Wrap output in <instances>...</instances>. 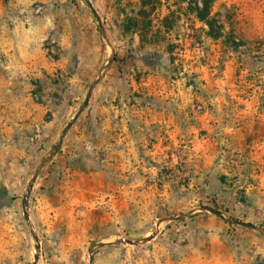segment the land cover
Listing matches in <instances>:
<instances>
[{
	"label": "rangeland",
	"instance_id": "1",
	"mask_svg": "<svg viewBox=\"0 0 264 264\" xmlns=\"http://www.w3.org/2000/svg\"><path fill=\"white\" fill-rule=\"evenodd\" d=\"M88 1L107 43L85 0H0V264L31 231L38 264H264L259 232L181 218L264 231V0H214L217 40L191 0Z\"/></svg>",
	"mask_w": 264,
	"mask_h": 264
},
{
	"label": "water",
	"instance_id": "2",
	"mask_svg": "<svg viewBox=\"0 0 264 264\" xmlns=\"http://www.w3.org/2000/svg\"><path fill=\"white\" fill-rule=\"evenodd\" d=\"M85 2L88 5V7L90 8V10L93 13V15L95 16V18L100 23V28H101V31H102V34H103V38H104L105 42L107 43V39L104 36L103 27L101 25V21H100V18L98 16L97 12L95 11V9L93 8L92 4L88 0H85ZM97 82H98V77L95 78L93 80V82L90 84V86H89V88H88V90L86 92V95L84 97L82 105L80 106V108L76 112V114L73 116V118L69 122H67L66 126L64 127V129H63V131H62V133L60 135L58 143L50 150V152L45 156V158L42 160V162L37 166L36 170L33 172L32 177H31L30 181L27 184L26 192H25V194L23 196V199H22L23 217H24V220H26L27 222L29 221L28 199H29L30 193H31V191L33 189V185H34V183L36 181L37 175L43 169V167L47 164V162L51 159V157L57 152V150L59 149L60 145L62 144V141H63L64 137L66 136L67 132L70 130V128L77 121L79 116L83 113L85 108L88 106L89 101H90L91 96H92V93H93V90H94ZM194 212H197V213H208V214H211V215H213V216H215V217H217V218H219V219H221V220H223L225 222H228L230 224L241 226V227H244V228H250V229H252L254 231H257L260 234L264 235V231L261 230L259 227L255 226V225H253L251 223H248V222H243V221L237 220L235 218L225 216L221 212H219V211H217V210H215V209H213L211 207H207V206H202V207H199V208H197V209H195L193 211L187 212V213L183 214L181 216V218H183L185 216H188V215H190V214H192ZM175 219L177 220L179 218H175ZM31 235H32L33 239L35 240L34 249H35V252H36V254L34 255L33 264H38V254L40 252V245L37 242V236L35 235V233L33 231H31ZM147 240H148L147 238H145L143 240H140V241H133V242L129 241V240H117V241L114 242V244L122 243V244L138 245V244L147 242ZM110 244H112V243H110V242L96 243V244L92 245V247L90 248L89 254L92 253L94 248H97V247H100V246H106V245H110Z\"/></svg>",
	"mask_w": 264,
	"mask_h": 264
},
{
	"label": "trees",
	"instance_id": "3",
	"mask_svg": "<svg viewBox=\"0 0 264 264\" xmlns=\"http://www.w3.org/2000/svg\"><path fill=\"white\" fill-rule=\"evenodd\" d=\"M213 2L214 0H191L190 3L193 6L190 8V12L199 22L207 27L208 37L217 40L224 38L225 26L229 25V27H233V22L228 18L225 19V22L222 20L221 14L212 15ZM233 30L229 31L230 36H232Z\"/></svg>",
	"mask_w": 264,
	"mask_h": 264
}]
</instances>
